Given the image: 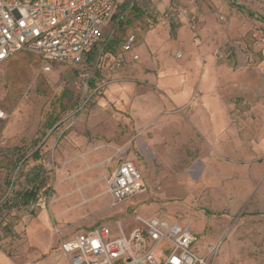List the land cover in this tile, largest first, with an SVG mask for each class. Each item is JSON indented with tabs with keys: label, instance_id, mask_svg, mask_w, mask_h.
Masks as SVG:
<instances>
[{
	"label": "rangeland",
	"instance_id": "1",
	"mask_svg": "<svg viewBox=\"0 0 264 264\" xmlns=\"http://www.w3.org/2000/svg\"><path fill=\"white\" fill-rule=\"evenodd\" d=\"M158 3L119 2L103 40L81 67L52 64L44 71L39 57L27 52L0 62V264H57L63 239L116 223L129 232L139 226L137 217L188 226L196 237L192 249L206 256L212 251L214 264H264V215L250 213L255 191H235L222 179L223 170L233 180L245 164L249 169L264 165V45L253 37L254 32L264 34V27L242 13L251 25L228 45L234 56H242L243 68L254 72L253 88L245 84L246 71L242 77V99L257 107L258 121L250 126L257 134L256 156L234 154L232 141L226 140L216 157L210 130L191 127L189 136L175 128L163 139L156 126L137 129L135 110L120 107L107 93V74L95 60L100 48L117 56L131 34L180 16L190 23L193 15L178 0L163 11ZM156 90L167 100L163 90ZM220 96L224 103L230 98ZM202 111L210 117L205 107L196 117ZM218 111L231 114V125H224L229 139L234 107ZM202 153L210 154L208 164L199 157ZM118 158L135 159L146 189L110 207L106 179ZM195 161L202 162L196 177ZM37 185L36 203L17 207L15 194Z\"/></svg>",
	"mask_w": 264,
	"mask_h": 264
},
{
	"label": "crops",
	"instance_id": "2",
	"mask_svg": "<svg viewBox=\"0 0 264 264\" xmlns=\"http://www.w3.org/2000/svg\"><path fill=\"white\" fill-rule=\"evenodd\" d=\"M178 1L181 8L196 17L194 29L189 27L185 16H180L174 22L162 21L149 30L136 32V36L132 34L127 36L135 37L130 52L122 50L117 56L105 53L101 60L98 59V54L96 55V63L100 62L101 69L107 74L109 81L107 93L120 107L135 110L133 115L137 129L144 130L156 126L160 128L163 139H166L164 135L170 134L169 132L175 128L181 134L190 136L192 128L199 127L210 130V134L215 133L212 140L215 141L214 150L219 154H215L216 157L222 155L217 148L224 146L226 140L232 141L234 154L245 152L248 156L255 157L258 146L253 140L257 134L252 132L250 126L258 121L255 117L257 107L248 99L244 101L242 99L246 93L245 84L248 89L255 86V76L252 70L250 72L243 68L242 56L238 53L234 56L228 45L240 40L251 25L242 13L253 19V23L264 27V0ZM172 2L173 0H159L158 10L163 11ZM116 9L102 23L100 41L103 40L101 37ZM176 51L180 52V57L174 56ZM90 54L81 64L74 67H81L85 60L89 59ZM132 55H137L139 60L133 61ZM245 71L247 83L244 84L245 80L242 77L245 76ZM156 89L163 90L167 100H163ZM220 95L230 98L224 103ZM231 105L236 113L233 117L235 123H232L233 136L226 139L224 125H231V114L218 109H229ZM204 107L210 110V117L205 111H202L203 116L196 117L198 110ZM261 141L264 147V131ZM247 142L250 145L247 146ZM199 157L203 162L209 163V153H202ZM125 160L133 161L139 171L135 159ZM125 160L122 158L115 160V166L108 175ZM200 164L198 161L194 162L192 174L195 177ZM245 165L236 170L233 180H229L227 172L223 170L222 179H227L235 191L243 189L247 190V194L255 191L256 197L250 213L264 215V178L261 180L264 165L257 166L259 168L252 165L254 167H251L252 169L248 168L250 164L248 167ZM141 179L144 185V180L142 177ZM93 228L86 229L85 232ZM70 239L71 237L65 238L61 243ZM58 252L61 261L57 264H69L60 250Z\"/></svg>",
	"mask_w": 264,
	"mask_h": 264
},
{
	"label": "built area",
	"instance_id": "3",
	"mask_svg": "<svg viewBox=\"0 0 264 264\" xmlns=\"http://www.w3.org/2000/svg\"><path fill=\"white\" fill-rule=\"evenodd\" d=\"M119 0H0V62L14 54H36L44 71L52 64L74 66L82 63L100 41L102 23L118 6ZM196 26L191 17L189 27ZM264 45V34L254 32ZM130 36L123 45L132 51ZM98 59L105 54L98 50ZM180 52L176 56L180 57ZM138 61L137 55H132ZM82 77L88 78L86 74ZM145 187L133 161L121 162L107 177L110 207L142 193ZM139 226L124 231L120 223L113 228L100 225L74 235L61 243L60 252L69 264H214L208 256L196 253V237L188 226L164 220L136 218Z\"/></svg>",
	"mask_w": 264,
	"mask_h": 264
},
{
	"label": "trees",
	"instance_id": "4",
	"mask_svg": "<svg viewBox=\"0 0 264 264\" xmlns=\"http://www.w3.org/2000/svg\"><path fill=\"white\" fill-rule=\"evenodd\" d=\"M106 49H109V46L106 47ZM104 52V49H103ZM89 60H91V58L89 57ZM38 190H39V186H32L26 190H23L21 192H18L16 195V206L18 207H27L33 203H36L37 199H38ZM3 229L8 230L9 227L7 224H4Z\"/></svg>",
	"mask_w": 264,
	"mask_h": 264
}]
</instances>
